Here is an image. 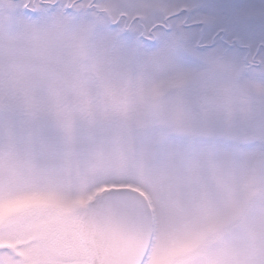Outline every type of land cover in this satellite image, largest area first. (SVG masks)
<instances>
[{
    "label": "snow or ice",
    "instance_id": "obj_1",
    "mask_svg": "<svg viewBox=\"0 0 264 264\" xmlns=\"http://www.w3.org/2000/svg\"><path fill=\"white\" fill-rule=\"evenodd\" d=\"M0 264H264V0H0Z\"/></svg>",
    "mask_w": 264,
    "mask_h": 264
}]
</instances>
